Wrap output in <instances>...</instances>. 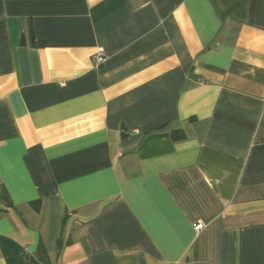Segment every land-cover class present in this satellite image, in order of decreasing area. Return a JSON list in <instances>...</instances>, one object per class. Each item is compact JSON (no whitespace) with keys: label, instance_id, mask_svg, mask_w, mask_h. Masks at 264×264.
I'll return each mask as SVG.
<instances>
[{"label":"crops","instance_id":"1","mask_svg":"<svg viewBox=\"0 0 264 264\" xmlns=\"http://www.w3.org/2000/svg\"><path fill=\"white\" fill-rule=\"evenodd\" d=\"M263 96L264 0H0V264H264Z\"/></svg>","mask_w":264,"mask_h":264},{"label":"trees","instance_id":"2","mask_svg":"<svg viewBox=\"0 0 264 264\" xmlns=\"http://www.w3.org/2000/svg\"><path fill=\"white\" fill-rule=\"evenodd\" d=\"M171 138L174 142H179V141H182L185 139V134L182 130H173L171 132ZM2 199L5 201V202H9L8 200V196L6 195L5 192H2ZM58 245H60V242L58 241ZM40 252H43V250H41L40 248ZM43 254V253H42ZM41 255V254H40ZM43 258V256L41 257Z\"/></svg>","mask_w":264,"mask_h":264},{"label":"built area","instance_id":"3","mask_svg":"<svg viewBox=\"0 0 264 264\" xmlns=\"http://www.w3.org/2000/svg\"><path fill=\"white\" fill-rule=\"evenodd\" d=\"M106 58L107 56L105 50L103 48H99L97 53L93 57V62L96 66H99L105 62ZM263 104H264V96H263ZM200 227L201 226L199 225L196 228L199 229Z\"/></svg>","mask_w":264,"mask_h":264}]
</instances>
